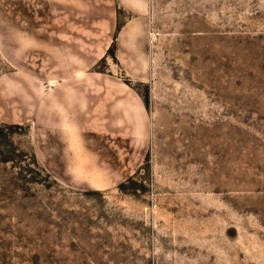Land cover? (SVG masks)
Returning <instances> with one entry per match:
<instances>
[{
  "label": "rangeland",
  "instance_id": "374dc122",
  "mask_svg": "<svg viewBox=\"0 0 264 264\" xmlns=\"http://www.w3.org/2000/svg\"><path fill=\"white\" fill-rule=\"evenodd\" d=\"M136 16L139 80L113 53ZM111 76L146 112L126 157L40 130ZM0 264H264V0H0Z\"/></svg>",
  "mask_w": 264,
  "mask_h": 264
},
{
  "label": "crops",
  "instance_id": "0c3cea01",
  "mask_svg": "<svg viewBox=\"0 0 264 264\" xmlns=\"http://www.w3.org/2000/svg\"><path fill=\"white\" fill-rule=\"evenodd\" d=\"M143 21L144 17L131 18L117 29L113 42L118 67L133 80L142 78L146 68L149 42ZM111 78L101 91H96V95L77 93L73 88L55 90L56 98L51 102L53 109L44 111V119L39 123L40 130L54 137L66 138V146L74 147V157H126L125 145L143 139L145 110L134 90L127 89L126 84H117ZM66 79H58L56 83L66 82ZM64 107L67 109L63 113ZM100 139L109 141H96ZM59 144L56 142V145ZM101 144L105 150L101 148L98 151L96 146ZM122 144L124 150L120 152ZM56 153L58 157L57 150Z\"/></svg>",
  "mask_w": 264,
  "mask_h": 264
}]
</instances>
